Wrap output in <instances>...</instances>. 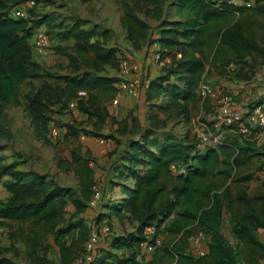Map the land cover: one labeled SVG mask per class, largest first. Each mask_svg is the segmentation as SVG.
<instances>
[{"label": "trees", "instance_id": "16d2710c", "mask_svg": "<svg viewBox=\"0 0 264 264\" xmlns=\"http://www.w3.org/2000/svg\"><path fill=\"white\" fill-rule=\"evenodd\" d=\"M20 1L0 0V130L7 123L6 106H23L35 139L51 145L49 112L55 106L67 111L69 101L77 98L79 91L86 94L78 99L77 110L96 118L97 126L103 127L109 116L106 102L119 92L121 78L101 73L106 68L118 71L123 60L119 49L107 44L110 33L56 23L45 11L49 0H35L29 21L14 20L9 11ZM174 1L169 5L167 0L119 1L121 27L131 48L139 50L146 41L152 46L157 43L155 51L170 59L160 66L159 75L149 79L142 74L147 82L143 98L150 105V123L140 140H131L120 157L122 173L133 182L127 198L111 205L100 203L94 223L87 220L96 180L79 146L69 156L55 157L59 168L77 176V189L63 187L43 174L20 171L15 163L3 164L0 159V178H11L4 183L9 196L0 200V227L8 228L11 239L22 241L30 264H55L50 257L53 248L59 255L58 264H70L84 253L92 226L103 223L105 208H111L110 214L119 218L122 209L129 213L137 223L136 234L123 245L121 239L112 240L113 247L124 248L122 254L107 253L103 261L98 257L94 264H257L264 258V240L258 233L264 228V179L253 194L247 191L254 174L248 167L260 160L257 144L224 124L217 131L220 143L202 144L203 151L190 128L180 139L172 134L163 140L152 135L174 120L186 125L192 122L201 104L197 91L205 81L206 64L219 75L232 72L234 78L241 77L247 68L243 75L247 79L257 65L264 64V0H255L252 7L227 0ZM172 6L178 19H169ZM141 13L157 22L156 37ZM38 27L48 35L51 51L68 58L69 73L53 74L32 58L31 39ZM52 37L60 42L53 49ZM70 39L74 41L71 47L61 45ZM36 79L52 82H44L37 89L31 82ZM26 82L31 91L23 103L19 92ZM62 127L65 141L78 137L80 130L73 123ZM260 163L257 169L262 170L264 162ZM172 164L186 172L174 174ZM69 204L74 207L71 212L66 209ZM223 210L230 214L231 234L242 244L243 263L238 262L237 247L222 231ZM149 227H155L162 238L150 257L140 247L148 238L145 230ZM199 235L204 236L203 255L193 252L192 242ZM10 248L0 246V264H17L6 255Z\"/></svg>", "mask_w": 264, "mask_h": 264}, {"label": "crops", "instance_id": "0c3cea01", "mask_svg": "<svg viewBox=\"0 0 264 264\" xmlns=\"http://www.w3.org/2000/svg\"><path fill=\"white\" fill-rule=\"evenodd\" d=\"M53 1L54 0H49L48 4L46 5L45 11H46L47 15H53V16L58 15L60 17L59 21H62V20L65 21L64 22L65 25L79 24L82 28H84L86 30H95L93 28H97L101 31H106V32L110 33V38L107 40V44L109 46H114V47L118 48L119 49L118 52H119V54H121L122 59L128 58V59L132 60L133 62H139L145 66L144 70H142V73L139 72V75L140 74H143V75L147 74L149 76V79H151V78H153V77H155L161 73L160 72L161 71L160 66L156 62V57H155L156 48L154 46L150 45L148 43V41H146L143 44L142 48L139 50H134L131 48L129 41L126 40L125 31L121 27V23H120V17L122 14V9L118 4H116V1H113L112 5H111L108 2V0H105L104 4H101L102 7L101 8L98 7L95 10H94V6H93V0H86L85 2H81L80 0L79 1L78 0H71L72 2H70L67 0V6H65L63 8H54ZM212 1L217 2L220 0H212ZM55 2H54L55 5L59 4V3H55ZM78 2L82 3V5H79ZM174 2H175V4L177 3L176 0ZM235 5H237V6H251L252 7V6H255V0H236ZM90 6H93L92 11L94 10V14L77 11L79 9H89ZM66 7H67V10H66ZM103 8H105L106 10H103ZM174 9H175V6H172L171 9L169 10V16H170L169 19H171V20L178 19V17L175 16V14H174ZM62 12L64 14H61ZM66 17L68 18V20H65ZM148 22H149V24L153 23L154 26L157 25V22L153 19H148ZM95 24H98V25H95ZM153 32H155V34L153 36L156 37L157 36V29L156 28L153 29ZM150 33H151V29H150ZM108 41H110V44L108 43ZM32 58L35 61L39 62L44 67L50 68L49 65L52 62V58L50 57V55L44 56V55H41L39 53H33ZM246 69L247 68H244V74L243 75H245ZM114 70L115 69L106 68L105 71H109L108 76H117V77L121 78L119 71H116V70L114 71ZM206 70H207V72L205 74V79H207V80L209 79V77H215V78L219 77V78L223 79V77H225L229 74L228 73L225 75H219L218 71L214 67L210 66L209 64H206ZM234 71L236 72V69ZM243 75L241 77L234 78V73H232L231 76H233L232 78L234 79V83L230 85L229 82L225 83V81H222L223 83H221V85L224 88H226V90H224L225 94L231 93L232 98H234V100L236 101V102H233L234 108L241 115L246 117V115H248V110L250 107H252L254 104L264 100V64L257 65L253 69L252 72L248 73L249 79L245 78ZM132 76L133 75H130L129 78L131 79ZM142 80L146 81L145 78ZM139 92H140V94L138 97H132V96L124 94V93H117L113 98H111L108 102H106V108H107V111L109 114L107 120H111V121L117 123V121H119L121 119V117L125 116V114L127 112L126 108H131L135 98H138V106L139 107H144L145 105H147L149 110H150L149 103L144 102V98H143L144 89H143V87L139 88ZM226 92H228V93H226ZM114 99H117L119 107H120L119 109L117 108V105L112 104V101ZM249 102H251V103L248 106H246ZM122 110H124V112H122L119 115L118 113ZM138 112H140V109ZM150 113H151V110H150L149 114ZM83 116H84V118H86L88 120H94V119L96 120V118H88V116H85V115H83ZM133 116H136V115H133ZM137 118L139 120L138 122H139V127L141 128V130L137 133V135L135 137H131L129 140L127 139L126 141L121 142L120 145H117L116 143H114L113 149H115L117 151V153L113 154V157L115 158V164L109 170V172L105 171L103 173V176L106 175V177H103L102 179H100L98 177V175L96 174V170H95L94 165L91 163L93 156L97 157L99 155V153L96 154L92 151H91V154L88 153L89 159H90L89 165L93 169L94 179L99 180V182L101 183L100 185L105 188V193H106V197H107L105 203L106 202L109 203L108 205H111L112 203H114L117 200H118V202L120 200L123 201L125 198L128 197V193L133 187V182L130 179V177H126L124 175V173H122V171H121V170H124V167L122 165H120V157H122V155L127 151L128 143L133 139L139 141L141 135L149 127V124H147L148 120L145 116H143L142 119L139 117H137ZM193 119H194V117H193ZM52 127H56L57 130L59 131V136L56 139V140H58L59 138H61L64 129L62 126L57 127V126L53 125L52 123H50L49 124V131ZM29 129H31V135L34 136L32 126L29 127ZM84 131H86V134L85 133L80 134V131H79L78 137H80L81 140L88 141L89 144H93L96 147V150L98 148L100 152L101 151L106 152L107 150L110 149L111 144L113 142V141H111V139L106 138V137H102L99 135H92L91 133H93V131H91V129H88V128H84ZM120 131L122 132V130H120ZM120 135L122 136L123 133H120ZM257 135H258V131L253 130L251 132V136L249 137V139L254 141L257 144V146L259 147L258 152L260 153L259 154L260 160H259V162L257 160L253 161L251 163V165L248 167V171L253 170L255 173V170H259V171H262L261 173H264V165L262 167V170L257 169V166L259 164H261L260 161L264 162V140L262 138L258 137ZM97 138H104V139L110 140V145L108 146L109 149L107 148L106 151H103L102 150L103 146L97 141ZM199 148L202 149V151L205 149L204 145L199 146ZM65 156H69V154H66L63 157H65ZM56 158H59V157H56ZM55 162L57 164V161H55ZM57 168H59L58 165H57ZM59 169H61V168H59ZM245 170H247V168ZM72 174L77 178V176L73 172H72ZM98 174H100V173H98ZM43 175H46V174H43ZM46 176L48 179H52L55 182H57L59 185L65 187L62 183H60L58 181V178L55 175H52V176L46 175ZM6 182H7V180L5 179V181H2L0 184V200H5L9 196V193L4 188V183H6ZM75 185H72V187H75L74 189L79 188V181L77 179L75 181ZM66 187H69V186H66ZM247 187H248L247 191L249 193L253 194L258 189L259 186L254 188V187H252L251 184H249V185L247 184ZM106 188H107V190H106ZM220 189H219V191H220ZM231 189H233V186H231ZM232 193H234V191H232ZM111 194H113L115 196H109ZM225 202L226 201L223 200V203H225ZM66 209L68 212H71V211H73L74 207L71 204H69L66 207ZM110 209L111 208H109V209L105 208L103 210L101 216H102L103 222L108 221V223L111 224L112 229H114L113 231H117V229L115 230V228L113 227V225H115V224L119 227V229H120L119 231L122 230V225H124L125 222H126V226H128V224H129V227L131 226L132 231L128 232V234H125V235L120 234L119 235V233L116 234L117 232L116 233L114 232V235L116 234L114 239H121V245H123L124 240H127V242H129L135 236V234H136L135 229H136L137 223L135 221H133L132 219H130L129 213H127L124 209L121 210L123 213V216L121 218H119L114 213L110 214ZM94 211H95V213L100 212L98 208ZM85 215L87 217V220L91 223V221L89 219H90V217L94 216L92 211H87V214H85ZM229 217H230V214L228 213V211L223 210L222 221H221L222 222V231L226 235L228 242L234 248L237 247L236 249L238 250V255H237L238 262L243 263L244 259H243L242 253H241L242 244L231 234L232 230H231V224L229 222L230 221ZM0 221H1V218H0ZM117 223H119V224H117ZM258 233H259L260 239L264 240V228L259 229ZM101 239H102V242L100 243V246H99L101 261H103V257L106 256L107 253H117L118 255H121L122 252L124 251L123 250L124 248L122 246L113 247L111 241H108L109 238L104 237L102 234L100 236V240ZM114 239H113V241H114ZM48 241H50V243H52L53 238L49 237ZM192 244H193V242H192ZM0 246L5 247V248H7V247H18L19 249L21 248V249H23L22 250L23 254L25 251L22 241H20L19 239H16V238L11 239L9 237L7 227H0ZM9 252H10V250L7 252L6 255L8 257H11ZM50 257L54 261L57 260L55 262L59 263V255L56 252L55 248H53L52 253L50 252ZM171 264H175V263L172 262Z\"/></svg>", "mask_w": 264, "mask_h": 264}, {"label": "rangeland", "instance_id": "374dc122", "mask_svg": "<svg viewBox=\"0 0 264 264\" xmlns=\"http://www.w3.org/2000/svg\"><path fill=\"white\" fill-rule=\"evenodd\" d=\"M56 1V2H55ZM72 2L71 0H68ZM79 1V0H78ZM105 0H93V6L94 10L96 8H101L104 4ZM113 1H116V4H118L120 7V0H108V2L112 5ZM170 1L167 0V5H169ZM55 3H59L58 5H55ZM79 3V2H78ZM79 5H82V3H79ZM54 8H63L67 6V0H54L53 1ZM93 6H90L89 9H79L77 11L85 12V13H91L94 14V10L92 11ZM67 10V7H66ZM103 10H106L103 8ZM39 14H43V11L39 12ZM61 14H64L63 12ZM53 16V15H51ZM141 16L148 20L144 14L141 13ZM56 23L59 22L60 17L58 15L53 16ZM62 18V17H61ZM65 20H68L66 17ZM65 22V21H61ZM98 25V24H95ZM151 31L156 28V26L153 25V23H150ZM94 31H97L98 33L101 32V30L97 28ZM54 36V35H52ZM74 41L73 39H70L68 41H65L61 45H65L68 47H71L73 45ZM110 44V41H108ZM60 42L58 38L52 37V49L59 45ZM52 58V62L49 65L51 68V72L53 74H67L71 70L69 68V60L66 56L58 55L55 53L54 49L49 54ZM126 60H129L126 58ZM132 61V60H131ZM139 66V72H141V69L144 70L145 66L139 62H135ZM46 65V64H45ZM47 66V65H46ZM142 66V67H141ZM232 66V65H231ZM233 69V68H232ZM235 70V68H234ZM233 70V71H234ZM115 71V70H114ZM109 71H104L101 74L108 75ZM232 72H230L227 76L223 77V79L217 77H209V79H205V83L208 84L209 89H211L212 93L210 96L202 97L199 96V91H197L199 99L201 100V104L199 105L197 112H194L195 116L192 122H190L189 125L184 124L183 122H178L177 120H174L173 122H169L166 126V128H162L160 130L155 131V134H152L153 137L160 138V140H163V138L166 135L172 134L174 137H177V139H180L184 136V133H186L187 129L190 128L191 134H196L197 137L200 139V145L204 144L202 142V133L203 130L207 127L212 133H214L216 130L219 131V128L222 126L221 124H218L217 122V114L219 112L220 106L222 105V98L226 95H229L232 97L231 93L225 94L226 88H224L221 83L222 81H225V83H234V79ZM140 79L142 80V74H140ZM144 80H142L143 82ZM35 88H39L44 82H52L50 79H36L31 81ZM30 82V83H31ZM219 87V88H218ZM30 85L28 82L24 83L20 87V99L25 101V96L30 93ZM140 92L138 90V96ZM231 94V95H230ZM133 97V96H132ZM233 99V102H236ZM251 102H249L246 106H248ZM117 105V108L119 109V104ZM234 106V105H233ZM144 108V109H143ZM201 108V109H200ZM127 112L125 116L121 117L117 123L106 120V124L102 127H98L96 124V120H88L84 118L83 114H80L79 110L72 112L67 110L66 108L60 109L59 106H55L52 108V111L49 112V124L52 123L53 125L57 127H61L65 123H73L78 127L81 133H85L84 128L91 129V131L96 132L97 134L92 135H99L102 137H106L111 139L112 144L109 150L106 152H100L99 149L93 145L89 144L88 141L81 140L80 137H76L74 141H65L62 136L58 140L51 139V145H44L41 141H38L34 138L33 135H31V121L29 118V114L27 110L24 109L23 106H6L5 108V115L7 117V123L4 125L5 129L0 130V159L2 160L3 164H10L15 163L17 166V169L20 171L25 172H31V173H38V174H46L49 176L55 175L58 178V181L62 183L65 187L69 186L72 187V185H75L76 177L72 174L71 171H65L63 169L57 168L55 157H63L66 154H70L71 150L78 147L80 148V151L84 157H87L89 159L88 153L91 154V151L99 155L97 157L93 156L91 163L94 165L96 174L100 179L103 177H106V175L103 176V173L105 171L109 172V170L113 167L115 164V158L113 157L114 153H117V151L114 148V143L117 145H120L121 142L129 140L131 137H135L137 133L141 130L139 127V118H143L145 116L148 120L149 115V108L147 105L144 107L138 106V98L134 99L133 105L131 108H126ZM140 109V112H138ZM124 110L120 111L118 114L120 115ZM114 113V112H113ZM210 113V114H209ZM136 115V116H133ZM29 120V121H28ZM122 124H121V123ZM149 120L147 124H149ZM216 124V126H215ZM122 129V132L120 131ZM222 132L223 129L221 128ZM233 128H230V131H233ZM202 132V133H201ZM120 133H123L121 136ZM237 133V132H236ZM202 136V137H201ZM74 143V145H73ZM54 146V147H53ZM96 150V151H95ZM90 161V159H89ZM56 171V172H55ZM262 171L255 170V173L253 174V177L251 180L248 181V185L251 184L252 187L256 188L260 186V182L262 179H264V173H261ZM100 173V174H98ZM4 179V180H3ZM5 179L8 181L10 180V176H3L0 178V184L2 181H5ZM250 182V183H249ZM101 183L99 180H96V185L100 187V191L103 192V198L101 199L100 203H103L106 201V193L105 188L100 185ZM76 186V185H75ZM73 189L75 187H72ZM107 190V188H106ZM109 196H115L113 194ZM95 215V212H92ZM91 222H94V216L90 217L89 219ZM119 224V223H117ZM111 231L110 235L108 236V241H112L116 234L119 233L122 235L128 234V232L132 231L131 226H126V222L124 225H122V230L119 231V227L115 224L113 227L117 231H113L112 226L110 224ZM114 232L116 233L114 235ZM102 242V239L97 244V250L95 252L96 260L98 257H100L99 252V246ZM23 249H19L18 247H11L10 248V256L16 261L17 264H30L26 256L22 253ZM121 251V250H120ZM150 257V253L148 254ZM57 261V260H55ZM55 264H58V262H55Z\"/></svg>", "mask_w": 264, "mask_h": 264}, {"label": "built area", "instance_id": "2783aa9c", "mask_svg": "<svg viewBox=\"0 0 264 264\" xmlns=\"http://www.w3.org/2000/svg\"><path fill=\"white\" fill-rule=\"evenodd\" d=\"M228 3L235 4L236 0H227ZM35 5V0H21L16 6L9 11V16L14 20H28L30 18L29 9L33 8ZM32 51L33 53H39L41 55H49L51 53L50 40L45 30L41 27L35 28L33 30V35L31 39ZM153 46L157 48V43ZM156 62L159 66H165L170 62L169 57L163 56L159 51H155ZM119 73L121 76L118 82L119 92L124 93L133 97H138V90L141 87H146L147 82L140 79L139 66L135 62H130L123 59L119 64ZM133 75L130 79L129 76ZM198 91L200 96L203 98L210 96L212 93L209 89L208 84L204 81L199 84ZM86 93L83 91L78 92V96L75 99L69 101L67 110L75 112L77 111L78 99L84 97ZM117 99L112 101V104H117ZM218 124H224L227 126H232L236 131L241 134L244 138H249L253 130L258 131V137L264 140V100L254 104L248 110V115L244 117L241 115L233 106V99L229 95L222 98V105L220 106L219 112L217 114ZM216 126V124H215ZM216 130L212 133L207 127L202 133V142L204 144H219L220 135ZM50 136L53 139H57L59 136V131L56 127L50 129ZM97 141L103 146V151H106L110 145V140L104 138H97ZM170 169L174 174H184L186 171L184 167H177L174 164L170 166ZM92 197L89 200V207L92 212H95L99 206L101 199L103 198V192L100 191L98 185L92 186ZM94 214V213H93ZM111 227L107 221H104L100 226H92V231L90 233L89 240L85 246V251L83 254L74 258L70 264H94L96 260L95 252L97 250V244L100 241L101 234L104 237L110 235ZM146 238L141 242L140 247L145 253H151L157 245H160L162 238L160 235L156 234L155 227H149L145 230ZM204 240V236L199 235L194 238V249L193 252L197 255H203L205 250L201 247V243ZM257 264H264V258L258 260Z\"/></svg>", "mask_w": 264, "mask_h": 264}]
</instances>
